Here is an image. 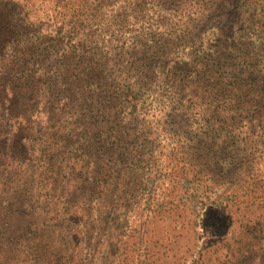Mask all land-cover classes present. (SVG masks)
<instances>
[{
  "label": "trees",
  "instance_id": "obj_1",
  "mask_svg": "<svg viewBox=\"0 0 264 264\" xmlns=\"http://www.w3.org/2000/svg\"><path fill=\"white\" fill-rule=\"evenodd\" d=\"M0 264H264V0H0Z\"/></svg>",
  "mask_w": 264,
  "mask_h": 264
},
{
  "label": "rangeland",
  "instance_id": "obj_2",
  "mask_svg": "<svg viewBox=\"0 0 264 264\" xmlns=\"http://www.w3.org/2000/svg\"><path fill=\"white\" fill-rule=\"evenodd\" d=\"M5 150H7V149H5Z\"/></svg>",
  "mask_w": 264,
  "mask_h": 264
}]
</instances>
